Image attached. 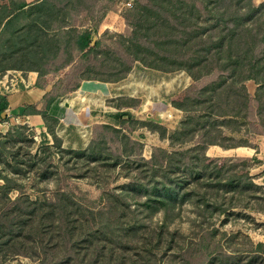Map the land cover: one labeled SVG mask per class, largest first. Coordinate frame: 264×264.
Segmentation results:
<instances>
[{
    "label": "rangeland",
    "instance_id": "1",
    "mask_svg": "<svg viewBox=\"0 0 264 264\" xmlns=\"http://www.w3.org/2000/svg\"><path fill=\"white\" fill-rule=\"evenodd\" d=\"M14 1L0 0V33L6 22L3 15ZM26 1L35 7L24 21L26 39L17 40L16 35L6 39L4 34L0 40L5 42L0 48L1 75L11 73L9 81L16 86L26 70L45 72L44 62L52 53L68 49L65 58H71L76 35L85 26L94 31L93 44H101L96 46L90 70L81 73V86L68 94L76 100L64 117L44 109L43 127H37V118L31 125L27 117L0 116V185H8L0 196L8 189L14 199L22 187L33 199H48L66 189L78 203L107 210L86 222H115L118 217V223L128 225L131 245L155 246L159 255L167 251L165 258H175L183 247L210 237L224 249L211 254L208 264H264V254L252 250L264 242V71L248 76L253 64L263 69L264 60L260 66L243 48L229 49L235 17L247 15V10L239 11L240 5L251 2L257 7L264 0H161L177 13L179 20L173 27L182 35L161 49L196 50L181 64L176 62L178 68L161 54L144 60L141 53L130 69V60L123 55L136 56L131 40L135 24L129 26L125 15L135 19L143 10L140 0H116L97 31L90 22L91 8L96 10L95 19L100 17L106 0H69L63 7L56 3L57 8L50 1L41 8L37 2L42 0ZM209 12L213 15L204 19L201 13ZM154 19L156 13L150 19L140 13L139 23L150 26L147 30L153 34L158 29ZM258 20H264V13L241 18L237 34L255 27ZM34 22L42 28L37 37L31 28ZM57 25L66 28L59 32ZM218 39L223 44L216 55L217 66L229 68L223 76L212 62L218 49L213 40ZM233 68L241 69V74L236 69L234 75ZM13 86L4 92L10 93ZM189 88V95L179 99ZM175 100L185 109L177 107ZM158 147L170 156L167 164L153 169L146 159ZM239 147L250 151L236 150ZM164 185L171 188L165 194L159 191ZM3 205L1 200L0 210ZM124 208L126 214L119 217ZM131 245H125L127 264L136 258ZM139 253L137 264L145 262L144 248ZM37 262L23 255L0 260V264Z\"/></svg>",
    "mask_w": 264,
    "mask_h": 264
},
{
    "label": "trees",
    "instance_id": "2",
    "mask_svg": "<svg viewBox=\"0 0 264 264\" xmlns=\"http://www.w3.org/2000/svg\"><path fill=\"white\" fill-rule=\"evenodd\" d=\"M47 1L53 2L55 4L54 8H57L56 3H59L60 6L63 7L65 3L64 6H67L69 0H42L41 2H37V6L41 8L43 3ZM115 3L116 0H106V9L103 10L101 16L96 19L95 16L92 15L96 10L91 8L92 12L90 13L92 14L90 22L93 24L92 26L95 31L99 29V25L102 21L101 19H103L107 13L108 8L115 6ZM138 3L143 7L142 12H140L141 15L143 13L147 19H150L151 13L157 14V19H154V23L158 25V29L152 34L151 30H147L150 26L144 28V25L139 23L141 21L140 13L135 19H130L128 15H125L129 26L132 25V22L135 24V27L131 26V40L133 42L132 45H135L137 48L136 56L134 53L131 57L130 53H128L129 55H123L124 58L130 60L128 62V68H131V62L140 59L138 56L141 53L144 54V57H142L144 60L152 56L153 53H155L157 57L159 56L157 54H161L163 58L167 60L170 58L172 60L174 64L172 65L173 68H178V65L176 66L175 63L178 62L181 64L184 59H187L190 54L195 52L196 48L191 49V52L188 53L183 51L180 46L161 49V47L169 45L176 39H179V36L182 37V35L176 33L175 27H173L179 20V18L177 19L175 17L177 13H172V10L161 0H140ZM33 6L34 5H31L26 0H16L11 6L7 7L3 15L4 17L2 18V20L6 19V22L0 33V40L4 37V34H7L6 39L13 35H16L15 38L17 40L20 38L22 41L26 39L25 36L28 31L27 29L25 31L24 21L26 16H28L27 12H32L35 8H33ZM206 8L207 7H204V10ZM242 9L247 10V15L241 17L239 14V16L235 17V24L231 26L233 31L230 36L229 49L233 52L236 51L237 48H243L244 54L247 53L249 56L253 57L254 60L258 59L261 66L264 60V20H258L255 27H247L246 29L248 31L241 35L237 34L238 32L236 30L242 25L241 18H248L249 15H258L259 12H261V14L264 13V3L255 7L254 4L249 2L247 5H240L239 11ZM201 14L204 19H208L211 14L213 15L212 12ZM16 19L18 20L17 25L10 26ZM237 20L239 23H237ZM105 26L111 27L114 25L112 23H106ZM31 28L33 30L35 29L33 34H35L36 37L39 36L42 31V28L38 27L36 22H34V26L31 25ZM56 28H58L59 32H62L66 26L57 25ZM93 34V29L90 27L88 28V26H85L84 29L78 32L72 48L73 53L69 59L68 57L65 58L68 49H65V51L64 49H60L57 55L54 53L49 55L48 61L45 60L44 62L47 70L45 72L39 70L40 80H38V84L44 87L49 77L60 76L53 85L55 97L56 94L64 95L79 88L84 79L81 73L90 70V64L95 55L96 46L101 44V41H96L93 44ZM242 38H244V41ZM210 42L211 41H209V44L212 43ZM213 43L218 49L216 48L217 50L213 53L215 56L212 62L216 65V72L222 73L223 76L224 72H229V68L226 67V64L218 67L217 63L219 56H216L218 55L217 52L221 50L220 46L223 42L222 39H218L213 40ZM198 44L200 45V43ZM202 44L206 45V42ZM4 46L5 42L0 44V48H4ZM122 52L125 53L124 48L121 53ZM231 55L230 53V56ZM60 62H63L62 65H60ZM58 65H60V67H57ZM253 65L254 67H250V73L248 74L250 78H254L255 75H258V73L261 74V71H264V65L263 69H261V67L258 68L256 66L257 64ZM100 67L105 68L106 66L103 65ZM236 69L239 68H233L234 75L238 73ZM36 70L38 71V69ZM0 74H2V70H0ZM239 74H241V69H239ZM43 78H46V82L42 80ZM61 84H63L62 87ZM60 87L61 89H59ZM189 91L190 88L182 92L178 98L187 97ZM247 94L251 96L248 92ZM50 103L51 101L49 104ZM174 104L177 107L185 109L184 105L176 100ZM8 105L6 97L0 94V115H2L3 111L7 110ZM262 105H264V103ZM32 110L45 117V111L37 109ZM132 141L136 142L134 140ZM91 147L89 151H92ZM86 152L87 149L77 151L79 154ZM169 156L170 153L167 149L158 147L152 157L146 159V162L151 165V168L155 169L156 165L164 166L167 164V157ZM46 173L47 174L44 175L45 177L49 175L48 172ZM7 186L8 185H0V190ZM170 189L168 185H164L161 188L159 187V191H163L164 194L165 191ZM18 190L19 195L14 199L9 197L7 193L8 189L0 196V201H4V205L0 210V260L7 259L11 255H23L31 258L34 263L38 261L36 264H127L125 259L128 255V246L125 245H131L128 242L130 241L129 229L127 224L123 225L124 223H118V217L115 218V222H104L102 219L100 223L92 225L91 222L86 221H88L89 218H94L96 214L102 217L103 213H106L107 210H95L87 205L78 203V199L74 198V194L66 189H59L54 197L48 199H33L29 195H26L24 188L18 187ZM147 190L149 189L147 188ZM150 192L151 191H148V193ZM152 200L153 199H150L148 202ZM125 211L126 209L124 208L119 217L124 216L126 214L124 213ZM111 213L114 214V216L117 215L113 210H111ZM209 233L210 231L207 232L206 235H209ZM197 244L198 245L194 246L193 243H190L187 247H183V251L178 252L175 258L174 256L165 258L163 254L167 251L159 255L156 252L157 247L155 246L145 243L143 245L134 243L131 246L136 250L134 251L136 258L133 259L130 264L138 263L140 247L145 250V253L142 255L144 256L146 264H165L164 262L169 264H208L212 256L211 254L224 249V246H221L222 243L219 245L210 237L199 239ZM252 250L264 254V242L257 243ZM145 262L141 264H145Z\"/></svg>",
    "mask_w": 264,
    "mask_h": 264
},
{
    "label": "crops",
    "instance_id": "3",
    "mask_svg": "<svg viewBox=\"0 0 264 264\" xmlns=\"http://www.w3.org/2000/svg\"><path fill=\"white\" fill-rule=\"evenodd\" d=\"M26 77H21V80L19 78V82L16 86L14 84V89L10 93L2 94L6 97L8 101V108H7V114L12 113L14 115L19 116V118H29L28 122L32 124V118L35 119L36 123L35 125L37 127H43L40 124V120L44 122L42 114L38 112H34L32 109H37L40 111L48 110L50 115H55L57 117H64L66 112L68 111V108H72L74 101L76 100L74 98L70 99L68 97V94L60 95L56 94L53 91V85L54 83L59 79L60 76L56 77H49L47 79V83L44 87H41L38 84V80H40V72L37 70H26L25 72ZM46 79V78H45ZM43 78L42 80L45 81ZM28 81V82H26ZM46 82V81H45ZM51 103L49 104V102ZM45 109V110H44ZM2 117H6L3 115H0ZM41 118V119H40ZM1 124V123H0ZM236 150L238 151H250L249 147H239Z\"/></svg>",
    "mask_w": 264,
    "mask_h": 264
},
{
    "label": "built area",
    "instance_id": "4",
    "mask_svg": "<svg viewBox=\"0 0 264 264\" xmlns=\"http://www.w3.org/2000/svg\"><path fill=\"white\" fill-rule=\"evenodd\" d=\"M9 75H11V73H7L4 75L0 74V94L1 93L5 94L6 92H4V89L8 90L9 88H11V86H13L15 84L13 81H9V78H8ZM20 76L22 77V75H20ZM20 76L18 78H20ZM11 79H13V78H11Z\"/></svg>",
    "mask_w": 264,
    "mask_h": 264
},
{
    "label": "water",
    "instance_id": "5",
    "mask_svg": "<svg viewBox=\"0 0 264 264\" xmlns=\"http://www.w3.org/2000/svg\"><path fill=\"white\" fill-rule=\"evenodd\" d=\"M6 112H7L6 110L3 111V112H2V115H3V116H6V114H7Z\"/></svg>",
    "mask_w": 264,
    "mask_h": 264
},
{
    "label": "bare ground",
    "instance_id": "6",
    "mask_svg": "<svg viewBox=\"0 0 264 264\" xmlns=\"http://www.w3.org/2000/svg\"><path fill=\"white\" fill-rule=\"evenodd\" d=\"M156 74V73H155ZM122 89V88H121Z\"/></svg>",
    "mask_w": 264,
    "mask_h": 264
}]
</instances>
